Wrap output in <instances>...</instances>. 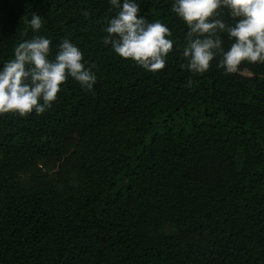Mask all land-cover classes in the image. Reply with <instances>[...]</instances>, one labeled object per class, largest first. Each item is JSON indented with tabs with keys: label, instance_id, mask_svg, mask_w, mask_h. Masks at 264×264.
Returning <instances> with one entry per match:
<instances>
[{
	"label": "trees",
	"instance_id": "obj_1",
	"mask_svg": "<svg viewBox=\"0 0 264 264\" xmlns=\"http://www.w3.org/2000/svg\"><path fill=\"white\" fill-rule=\"evenodd\" d=\"M135 2L173 33L162 71L104 44L110 0H0V68L35 35L97 65L91 92L0 115V264H264V64L193 74L174 0Z\"/></svg>",
	"mask_w": 264,
	"mask_h": 264
},
{
	"label": "clouds",
	"instance_id": "obj_2",
	"mask_svg": "<svg viewBox=\"0 0 264 264\" xmlns=\"http://www.w3.org/2000/svg\"><path fill=\"white\" fill-rule=\"evenodd\" d=\"M115 15L105 17V45L117 55L134 61L148 72L162 71L175 41L171 29L161 20L149 22L140 14L135 0H110ZM233 23L222 17L224 10ZM172 11L187 26L181 65L193 74H204L218 60L226 75L240 72L241 65L264 64V0H174ZM85 16L90 13L85 11ZM33 32L43 27L41 15L28 21ZM231 44L225 48L223 34ZM82 50L64 38L52 55V41L35 35L14 48L13 58L0 68V115L28 117L42 115L57 101L69 78L91 92L97 83L94 69ZM193 81L189 80L188 86Z\"/></svg>",
	"mask_w": 264,
	"mask_h": 264
}]
</instances>
